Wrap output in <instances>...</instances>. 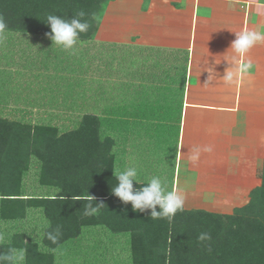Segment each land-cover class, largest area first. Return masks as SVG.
Segmentation results:
<instances>
[{"label": "crops", "instance_id": "crops-1", "mask_svg": "<svg viewBox=\"0 0 264 264\" xmlns=\"http://www.w3.org/2000/svg\"><path fill=\"white\" fill-rule=\"evenodd\" d=\"M120 1L127 9L114 6L118 13L110 16L114 26L120 25L118 31L105 35L100 21L93 40L80 46L81 77L87 82L78 108L98 115L100 136L113 139L115 176L131 156L139 180L160 176L169 190H176L181 172L194 175L201 171L200 162L215 165L217 152L226 156L228 150L230 156L233 134L247 135L243 120L248 126L249 116L264 103V43L239 58L253 62L250 75L232 83L223 79L235 34L264 28V6L258 9L257 0H143V5L112 0ZM32 48L10 59L16 88L9 100L17 102V111L49 113L54 106L46 95L52 88L48 81L65 64L57 53ZM207 146L210 152L203 151ZM197 147L201 151L193 162Z\"/></svg>", "mask_w": 264, "mask_h": 264}, {"label": "trees", "instance_id": "trees-1", "mask_svg": "<svg viewBox=\"0 0 264 264\" xmlns=\"http://www.w3.org/2000/svg\"><path fill=\"white\" fill-rule=\"evenodd\" d=\"M110 1L0 0V16L7 25L0 35V58L7 66L0 68V253L14 252L11 264L22 255L24 264H46V257L40 258L44 249L63 253L65 261L70 260L68 264H91L93 260L89 262L82 255H71L70 247L89 244L91 230L101 229L114 237L128 236L132 243L140 240L133 264H264V164L260 185L252 189L247 204L231 215L183 209L170 221L152 218L151 210L133 211L130 202L125 204L112 193L117 184L114 142L100 136L98 115L81 113L79 103L72 107L76 111L71 112L69 121L59 127L34 121L37 114L26 108L16 113L17 102L9 100L14 92L10 59L30 54L32 45L40 47L35 53L44 54L46 49L60 56L59 51H63L45 35L50 32L44 22L49 14L70 19L84 10L92 26L80 34L74 54L61 53L71 66L65 76L55 72L49 78L52 88L46 95H50L48 102L53 104L54 113L48 114L61 115L67 107L60 102L65 95L79 90L81 97L87 81L74 75L72 64L81 67L84 50L80 46L93 40ZM30 179L36 184L34 192L28 189ZM133 187L139 189L143 184L133 183ZM88 195L104 204L97 214H84ZM29 211L40 214L38 242L13 229V223L24 221ZM57 231L62 235L53 245L45 233L56 235ZM200 233H209L211 239L198 240Z\"/></svg>", "mask_w": 264, "mask_h": 264}, {"label": "rangeland", "instance_id": "rangeland-1", "mask_svg": "<svg viewBox=\"0 0 264 264\" xmlns=\"http://www.w3.org/2000/svg\"><path fill=\"white\" fill-rule=\"evenodd\" d=\"M115 1L116 0H113V2ZM137 1L142 3V5L145 3L143 0ZM113 2L111 1L105 12V15L107 16H104L105 18L103 21L101 20V32L105 35L118 31L117 28L120 27V25L117 24L114 26L112 19H110V16L118 13V11L114 9V6L120 10L123 9V11L127 9L126 3L123 5L121 4L122 1L118 3ZM124 27L126 26L124 25ZM127 30L128 28L124 29V31ZM128 39L126 38V41H128ZM59 52L64 53L63 51ZM61 53L60 56H62ZM63 62L65 67L63 72L60 73L65 76L67 74L65 68L68 67V60L63 59ZM261 63L264 64V59L261 60ZM70 64L71 62H69V67L71 66ZM2 67L7 68L5 61H3V59L1 61L0 58V68ZM72 67L75 68L73 71L74 75L81 76V67H74L73 64ZM70 74L72 73H69V75ZM33 78L34 76L30 77L29 81L31 84L36 82L32 80ZM19 82L17 84H19ZM11 86L12 89L16 88L13 87L12 84ZM261 89H263L264 92V88L262 87ZM32 90V88L29 89L31 92ZM27 92L28 91H26V93ZM19 93H21V95L25 94L24 91H20ZM12 95L13 92L9 94V96ZM79 95L80 91L77 90L74 94L70 93L68 96H58L64 98V100H60V102H65L64 104L67 106L65 107L66 109L60 111L61 115L57 117L56 115L48 113H39L36 115L37 117L34 118V121L43 125H47V122H49L58 125L59 127L60 125L63 126L65 121H69L71 115H73L71 112L74 113L76 111L72 110V107H77L79 105ZM55 111L58 112L59 110L56 109ZM18 112L19 111L16 113ZM51 112L54 113V111ZM243 126H246L249 132L247 135L242 136L234 133L236 130V126H234L233 147L230 156L228 150L226 156H224V153L220 155V152H217L219 159L215 161V165L206 166L205 163L202 162L201 164L200 162L201 171L196 169L194 175H190L187 172H181L177 189H179L185 197L183 204L184 210H203L222 215H231L237 209L247 204L250 192L261 183V172L264 164V103L256 109V114L254 113V115L249 116L248 126L245 125V120H243ZM30 180L31 181L27 182V184L30 185V188L28 187V189L33 191L35 190L36 184H34L35 181L32 179ZM48 191L53 193V190ZM40 220L39 213L29 211L27 213V218L24 221L21 222L18 220L13 223L14 232H23L28 238L31 236V240L38 242L40 240L37 239L38 235L36 234L40 233L42 230V228L38 227L40 225ZM36 226L39 229L36 228ZM87 237L89 239V244H84L83 242L72 248L70 247V253L76 257L77 254L80 256L82 255L85 257L83 259H90L88 260L89 262L93 260L92 262L94 263L91 262V264H133L132 261L136 259L138 248L140 247V240L137 238L136 240L138 241L135 240L134 243H132L130 239H128L130 238L128 236L114 237L105 234L101 229H96L95 231L91 230L90 235ZM44 250L41 251L40 258L46 257L43 259V262L46 264L49 263V261L50 264H68L70 262V260L65 261L66 257L62 256L63 253L60 254L59 251L51 252ZM23 258L24 255H22L19 260H15L14 264H24L22 263ZM40 260L42 261V259Z\"/></svg>", "mask_w": 264, "mask_h": 264}, {"label": "clouds", "instance_id": "clouds-1", "mask_svg": "<svg viewBox=\"0 0 264 264\" xmlns=\"http://www.w3.org/2000/svg\"><path fill=\"white\" fill-rule=\"evenodd\" d=\"M258 9L264 6V0H257ZM88 13L84 10L77 11L70 19L55 14L47 15L44 22L50 27V32L45 35L52 41V45L57 46L63 51L75 53L77 45L80 43V34L86 33L92 26L89 19H86ZM7 25L4 18L0 16V35H2ZM264 43V28L246 29L235 34V39L231 42L230 48L234 55L230 63V70L226 71L223 79L226 83H232L236 78H243L250 75L254 65L251 60L240 61L239 58L247 54L254 45ZM210 146L204 147L203 151L210 152ZM201 149L199 147L192 149L191 160L198 159ZM117 184L111 189L112 193L125 204L131 203L133 211H150L152 218L173 219L177 211L183 210L185 197L179 190H169L165 181L160 176H152L147 182L138 179V168L133 157H129V163L122 170L116 173ZM137 184L143 182V187L136 189L133 182ZM104 206L102 202H96L95 198L88 195V202L85 204V215H93L99 212L100 207ZM157 206L159 210L157 211ZM61 233L57 231L56 235L52 232H46L45 238L53 245L60 240ZM200 241L210 240L209 233H200L197 237ZM16 258L14 252L0 253V264H11Z\"/></svg>", "mask_w": 264, "mask_h": 264}]
</instances>
